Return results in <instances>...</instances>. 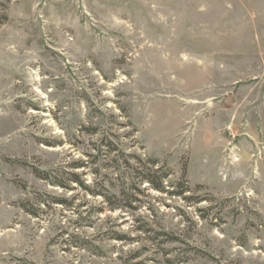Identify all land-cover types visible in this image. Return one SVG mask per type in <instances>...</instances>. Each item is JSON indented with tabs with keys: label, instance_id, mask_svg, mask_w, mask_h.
Masks as SVG:
<instances>
[{
	"label": "rangeland",
	"instance_id": "rangeland-1",
	"mask_svg": "<svg viewBox=\"0 0 264 264\" xmlns=\"http://www.w3.org/2000/svg\"><path fill=\"white\" fill-rule=\"evenodd\" d=\"M8 16L0 264H264V0H17ZM105 136L202 202L152 190Z\"/></svg>",
	"mask_w": 264,
	"mask_h": 264
},
{
	"label": "trees",
	"instance_id": "trees-1",
	"mask_svg": "<svg viewBox=\"0 0 264 264\" xmlns=\"http://www.w3.org/2000/svg\"><path fill=\"white\" fill-rule=\"evenodd\" d=\"M17 0H0V26L5 25L9 22V16H8V11L9 7L12 3H14ZM99 131L98 128L94 129H89V133H97ZM109 136H105V139H102V143L104 146H106L110 152H120L122 154V161L124 162L125 165L128 166L129 169H133L142 177V182L148 184L152 190L157 191L159 193L163 194H172L173 196L177 197H182L186 198L185 200L191 202H194L195 204H200L202 201L199 199H194V198H188L185 195L190 192L189 185L184 182V183H179L178 184V189L176 192L167 190L166 183L168 182L171 172L169 171H164L165 167L160 166V161L158 159H153V158H148L147 161H144L142 158L138 156H130V155H125L124 152L120 151L119 148L116 146L114 141L108 140ZM104 138V137H103ZM109 141V142H107ZM127 159H133L136 161L138 165L137 167H132L130 165V162ZM140 165V166H139ZM84 167V164H76L73 170H78L82 169ZM141 169V170H140ZM187 169L184 170L183 174L184 177L186 175ZM37 178L43 181H46L53 187H60L62 189H71V184H78L82 187H85L84 183L80 179V175L75 173V172H63L59 174L58 172L56 173H48V172H41L38 171L35 173ZM173 187V186H172ZM87 188V187H85ZM88 190V189H87ZM90 190V189H89ZM136 190V189H135ZM91 192V191H90ZM100 195V194H99ZM94 196H98L97 193H94ZM103 196V195H100ZM107 200V202L112 206L111 210H116L118 208H122V205H119L117 207L113 206L115 203H118V198L116 196L113 197H108V196H103ZM134 198V197H133ZM118 200V201H117ZM135 200V199H134ZM136 201V200H135ZM54 204H59V205H68V203L64 200H58L54 199L52 202ZM21 208L27 212L28 214L37 217L38 214L31 211L25 203H22ZM125 207H131V205H124ZM121 240H124L121 239Z\"/></svg>",
	"mask_w": 264,
	"mask_h": 264
}]
</instances>
